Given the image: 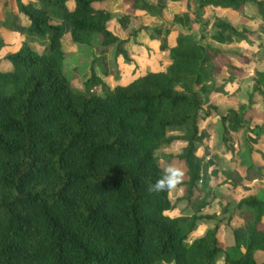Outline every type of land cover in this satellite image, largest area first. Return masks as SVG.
<instances>
[{
	"label": "trees",
	"instance_id": "16d2710c",
	"mask_svg": "<svg viewBox=\"0 0 264 264\" xmlns=\"http://www.w3.org/2000/svg\"><path fill=\"white\" fill-rule=\"evenodd\" d=\"M73 1L69 8L68 0H15L26 32L48 47L38 53L24 43L6 55L11 70L0 71V264H216L220 257L223 264H264L254 255L264 250V200L244 199L252 216L222 246L218 225L189 242L194 220L169 213L168 192L147 190L163 171L155 151L175 140L185 143L178 158L188 175L186 198L200 190V112L219 90L214 76L223 64L235 70L234 63L217 64L220 49L178 31L166 67L85 95L64 75L63 34L80 45L96 34L103 50L117 43L128 58L125 40L107 28L109 11L96 6L105 0ZM248 1L198 0V7L238 11ZM123 4L157 11L145 0ZM3 27L20 30L13 20ZM214 27L243 35L223 20ZM159 48H168L166 40ZM254 77L264 96V70ZM230 113L236 129L240 121Z\"/></svg>",
	"mask_w": 264,
	"mask_h": 264
},
{
	"label": "rangeland",
	"instance_id": "374dc122",
	"mask_svg": "<svg viewBox=\"0 0 264 264\" xmlns=\"http://www.w3.org/2000/svg\"><path fill=\"white\" fill-rule=\"evenodd\" d=\"M150 1L156 4L154 6L157 11L152 15L153 20L147 21L153 27L150 30L142 28L146 33L151 31L153 34L156 29L163 34L161 39L165 41L164 33L167 30L178 29L193 35L202 44L220 49L222 56L215 59L217 64L228 59L235 65V70L229 69L226 64L222 65L221 72L214 76V84L219 90L211 96L208 102L210 105L207 103L200 112V140L194 160L199 171L197 185L200 190L194 189L189 199L185 196L183 182L188 180V175L184 162L178 158L185 145L183 141L175 140L154 153L162 169L171 164L180 167L185 173L182 184L168 192V196L172 205L169 211L171 215L181 214L194 220V227L187 240L190 242L218 225L220 244L232 245L235 241L234 230L240 229L243 232L252 216L251 208L244 199L252 197L264 200V96L259 92L254 77L255 70H264V7L258 4L264 0H249L238 11L210 7L200 9L198 0L173 3L168 0ZM124 5V15L127 11L131 15L141 11ZM131 15L125 24H121L119 19L122 31L128 38L136 35L139 29L129 23ZM137 17L133 16L137 20L135 24L139 22ZM7 20H13L20 30L4 28L3 23ZM217 20L229 23L243 32V35L214 27ZM26 25L27 20L18 13L15 0H0V36L4 41L0 48V71L11 69L6 55L18 50L24 43L31 45L38 53L46 51L48 40L30 36L24 29ZM68 38L64 37L63 40L64 48L69 52L63 62L65 77L71 86L85 95L91 92L102 93L103 84H107L101 76L96 75V72L104 73L105 68L96 55L98 49H102L100 37L95 34L90 45L77 44L74 47L68 45L71 40ZM110 47L109 62L114 57L124 56L117 51V43ZM121 48L124 49V45ZM148 67L163 66L155 63ZM138 69L143 71V67ZM114 74L118 75L116 69ZM93 75L96 76L95 80H92ZM209 107L213 109L205 116V110ZM231 111L235 112L234 118L240 121L236 129L230 121L233 117ZM168 134L179 135L181 132L170 131ZM254 255L259 263H264V250H257ZM223 261V257H220L216 264H223Z\"/></svg>",
	"mask_w": 264,
	"mask_h": 264
},
{
	"label": "crops",
	"instance_id": "0c3cea01",
	"mask_svg": "<svg viewBox=\"0 0 264 264\" xmlns=\"http://www.w3.org/2000/svg\"><path fill=\"white\" fill-rule=\"evenodd\" d=\"M149 4H153L150 0H145ZM170 3L177 2V1H171L168 0ZM74 4L73 0H68L67 6L69 8H72ZM101 4V5H100ZM96 6L104 7L107 9L110 13V19L107 22V28L119 39L125 40V42L122 44L124 45V49L126 54L128 55L129 60H126L123 55H120L119 57H114V60L109 62V52L110 48H107L103 50V48H99V53L96 54L97 57H100V60L105 65V68H103L104 73L96 72V75L98 77H102V79L106 82V84L109 87H113L116 84H123L126 83L136 76L144 73L146 70H156L160 69L161 67H154L149 68L148 66L151 64L159 63L162 68L166 67L168 64L167 57L169 54V48L174 45L175 43V37L177 35L178 29H169L167 32L164 33L166 36L165 40L167 42L168 48L165 50H161L159 48L160 43L162 42L161 34L156 29L154 30L153 34L151 31H149V34L144 31L142 28H147L145 30H148L149 28L153 27L150 25V20H153V16L150 14L143 13L142 11H135L134 15L130 16V24L133 26H137L139 29L136 31V35L131 36V38H128V35H124L122 28L119 23V19L124 15L125 11V5L123 4V0H105L101 3H97ZM133 16H138L137 20L133 18ZM135 21V22H134ZM146 21V22H143ZM150 30V29H149ZM64 37H69L71 39L69 32H66L63 35L62 38V49L65 52V55L69 52L64 48ZM65 40V41H68ZM69 46L74 47L77 44H74L69 40ZM102 54L104 57H102ZM160 54V57H158ZM158 55V56H157ZM137 61V62H136ZM64 62V59H63ZM11 65V64H10ZM139 67H143V71H139ZM117 70L118 75L116 76L114 74V70ZM11 70V69H10Z\"/></svg>",
	"mask_w": 264,
	"mask_h": 264
},
{
	"label": "clouds",
	"instance_id": "9594fccd",
	"mask_svg": "<svg viewBox=\"0 0 264 264\" xmlns=\"http://www.w3.org/2000/svg\"><path fill=\"white\" fill-rule=\"evenodd\" d=\"M185 173L184 171L174 165H166L163 168L162 174L156 181L148 186V192L160 194L164 192H171L182 184Z\"/></svg>",
	"mask_w": 264,
	"mask_h": 264
}]
</instances>
